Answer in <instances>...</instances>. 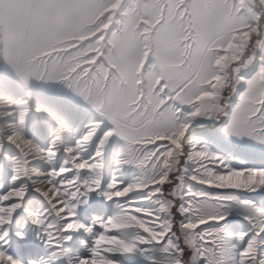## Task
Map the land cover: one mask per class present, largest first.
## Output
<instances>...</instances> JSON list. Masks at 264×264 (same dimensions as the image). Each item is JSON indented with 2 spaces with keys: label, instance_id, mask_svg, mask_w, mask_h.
Returning <instances> with one entry per match:
<instances>
[{
  "label": "snow or ice",
  "instance_id": "1",
  "mask_svg": "<svg viewBox=\"0 0 264 264\" xmlns=\"http://www.w3.org/2000/svg\"><path fill=\"white\" fill-rule=\"evenodd\" d=\"M0 264H264V0H0Z\"/></svg>",
  "mask_w": 264,
  "mask_h": 264
}]
</instances>
